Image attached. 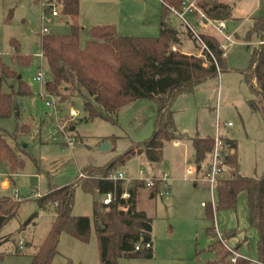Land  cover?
<instances>
[{
  "label": "rangeland",
  "instance_id": "obj_1",
  "mask_svg": "<svg viewBox=\"0 0 264 264\" xmlns=\"http://www.w3.org/2000/svg\"><path fill=\"white\" fill-rule=\"evenodd\" d=\"M197 1L212 4L211 0ZM231 2L235 5L232 15L237 20L236 25L228 23L227 28L229 32L237 29L233 44L225 51L227 70L199 86L193 95H184L174 101V125L181 136L191 139L195 136L212 138L218 123L223 137L236 141L240 176L256 178L264 172V119L260 107L256 110L249 105L250 100L257 102L259 99L251 95L241 72L249 66L252 50L259 43L254 35L249 37L247 33L253 19L264 17V0ZM44 10L41 0H0V58L32 93L28 97H15L17 118L14 115L0 118V132L24 163L23 169L16 174H9L5 164L0 163V200L21 202L17 216L0 230V242L7 239L0 245V264H29L30 254L40 246L54 220L51 208L39 210L36 204L49 188L74 183L85 169L109 164L123 154L129 144L148 139L152 131L155 109L151 101H142L148 105L142 111H137L140 100L131 103L121 108L116 118L106 121L100 117L88 119L83 109L85 99L100 110L84 92L66 101L45 93L44 86L50 81V75L40 56V36L68 35L71 21L62 16L61 7L57 8L59 15L56 18H51ZM162 13L160 0H79L76 20L80 29L79 44L84 47L92 27L103 26L114 27L123 37L158 38ZM219 14L222 19L226 12ZM166 21L175 26L179 23L170 13ZM44 29L47 32L44 33ZM206 31L210 35L215 33L211 27ZM11 42L17 43L21 55L31 58L29 66L11 62ZM185 46L186 50L194 49L190 41ZM178 50L176 47V52ZM38 72L42 75L41 82L33 80ZM9 83L14 91L17 90L15 82ZM46 103L52 106L47 107ZM71 110L77 114L72 122L69 121ZM227 122L232 126L223 128L222 124ZM71 138L73 145L67 147L66 139ZM110 139L116 141L114 150H97L101 141ZM186 139L180 142L188 144L191 154L192 148ZM182 152L183 149L173 147L172 142L164 143L162 160L153 167L154 175L150 174L143 154L133 156L119 169L132 182L142 177L160 180L166 174L169 190L167 195L150 198L151 193L145 188L139 190L136 197V210L151 220L152 258H121L117 264L214 263L216 255L209 247L215 241L207 233L210 228L226 235L223 241L227 248L236 250L240 258L250 264H256L257 234L249 223L246 194L237 196L235 209H216V189H209L205 182L195 184L194 172L186 176V169L194 166L184 160ZM171 162H175L173 167ZM207 164L208 160L202 163V171L206 170ZM4 181L8 183L6 189L1 187ZM94 199L99 200V196L84 192L80 186L75 188L71 214L89 218V241L81 243L70 234L61 233L58 254L51 264L68 261L100 264L95 235L97 225L92 210ZM210 208L212 220L206 217ZM34 213H37V219L19 232ZM19 243L23 245L22 249H19ZM221 246L222 253L227 254L225 262L230 264V253Z\"/></svg>",
  "mask_w": 264,
  "mask_h": 264
},
{
  "label": "trees",
  "instance_id": "obj_2",
  "mask_svg": "<svg viewBox=\"0 0 264 264\" xmlns=\"http://www.w3.org/2000/svg\"><path fill=\"white\" fill-rule=\"evenodd\" d=\"M53 1L61 7L62 16L70 20L71 25L68 35L40 36V56L50 75V81L44 86L45 93L58 97L60 101H66L84 92L100 110L85 99L83 109L88 119L100 117L111 121L116 118L121 108L139 100L153 102L156 111L152 133L148 139L141 143H131L123 154L109 164L89 167L81 172L74 183L61 188H49L45 196L36 200L39 210L51 208L55 218L29 264H51L58 254L57 245L63 232L81 243L86 244L89 241V218L74 217L71 214L77 186L86 193L99 196V200L94 199L92 210L97 225L95 235L100 264H117L121 258L151 259V248L134 251L137 243L151 241V220L136 210V197L139 190L145 189L144 182L135 180L127 184L123 180L112 179V176L135 155L143 154L148 161L159 163L162 160L164 143L185 139L175 128L172 104L178 97L193 95L199 86L218 78L227 70L226 57L219 48V41L210 34L203 33L201 38L211 55L204 52V58H199L171 50L172 46H181L185 39L193 44L195 53L200 50V46L188 32L180 31L166 21L169 9L180 10L183 0H160L163 13L158 25V38L123 37L112 26L92 27L84 47L79 44L80 29L76 22L79 0ZM198 6L207 17L214 15L211 19L215 21L220 20L219 12H226L227 15L230 11L227 6L217 3L205 5L200 1ZM252 22L247 35H254L259 43L252 50L249 66L241 73L244 74L251 95L259 99L257 102L250 100L249 105L256 110L260 107L264 119V17L255 18ZM11 46V62L29 66L31 58L20 54L16 42H11ZM9 82H15L17 90L14 91ZM31 95L29 87L0 58V118L7 119L12 115L17 118L15 97ZM190 141L192 164L196 173H203L201 165L212 151L213 139L194 137ZM223 146L225 168L223 179L216 189V209H235L237 196L240 193L246 194L249 223L257 234V261L264 263V172L256 178L241 177L238 172L236 141L224 137ZM17 152L9 146L0 132V163L5 164L9 174H16L23 169L24 163ZM83 176L87 178L84 179ZM153 181L154 186L148 190L154 197L161 188V182L158 179ZM124 192L129 195L127 202L120 198ZM107 194H111L112 201L104 206L100 199ZM12 201L0 200V230L17 216L21 202ZM123 206L127 207L126 212L120 209ZM212 216L210 208L206 217L212 220ZM36 218L37 213L32 214L19 232ZM207 233L215 241L209 247L216 255L215 262L211 264H228L225 262L227 254L222 253L221 243L213 229H208ZM225 238L226 235L223 234V239ZM6 241L4 239L0 245ZM66 264L73 263L68 261ZM239 264L250 262L242 260Z\"/></svg>",
  "mask_w": 264,
  "mask_h": 264
},
{
  "label": "built area",
  "instance_id": "obj_3",
  "mask_svg": "<svg viewBox=\"0 0 264 264\" xmlns=\"http://www.w3.org/2000/svg\"><path fill=\"white\" fill-rule=\"evenodd\" d=\"M41 3L44 7L45 13L47 12L48 15L51 18H56L58 17L59 13L57 11V8L60 7L57 5L53 0H41ZM170 15L178 20V24H180V27H182L183 30L188 32L192 38L197 42V44L200 46V50L198 51L197 57L199 58H204L203 53L206 52L209 55L210 52L207 48V45L203 42L201 38V33L196 31L193 26L190 24V19H195L197 25L201 29H207V27H211L213 31L222 39V43L219 45L220 50L223 52L225 55L226 49L233 44V40L231 36H229L225 29V23L223 21L219 22H214L211 19H209L205 13L202 11V9L198 6V1L197 0H183L182 5L180 10H174L172 8L169 9ZM171 22V21H170ZM43 32H47L45 29ZM172 51L176 52V45L172 46ZM42 75L40 72H38L33 80L36 82H41ZM47 107L52 106V104L46 103L45 104ZM77 116L76 112L70 111L69 117L72 122V120ZM232 126L231 123H223L222 127L223 128H230ZM220 125L217 123L215 130H214V136L212 137L213 139V148L211 153L208 156V164L206 167V170L203 171L202 179L204 182L208 185L209 189H217L219 183L223 179L224 175V158H225V147L223 146V135L220 133ZM74 142V139H66V145L67 147H72ZM141 173L143 174L144 171L142 170ZM188 175L192 174V170L188 169L187 170ZM112 179H118V180H123L127 184H130L132 181L129 179H126L123 175V173L119 170L116 172L115 175L112 176ZM153 179L156 178H148V177H142L139 179L140 181L144 182V187L146 189H150L154 186V181ZM161 182V187L157 195L159 196H164L168 194L169 190V176L166 174H163L162 178L159 180ZM120 198L124 201L127 202L129 199V195L127 192H124ZM112 201V196L111 194H107L103 197H101L100 202L104 205L107 206L111 203ZM122 211L126 212L127 207L123 206L120 208ZM217 239L220 241V243L226 248V250L230 253V259L229 263L230 264H237L238 260L242 259L240 256L237 254L235 250H232L230 248H227L223 241V234L215 231L214 232ZM151 244L148 243H137L134 247V251H140L141 249H150ZM243 260V259H242ZM256 264H264L257 262Z\"/></svg>",
  "mask_w": 264,
  "mask_h": 264
},
{
  "label": "crops",
  "instance_id": "obj_4",
  "mask_svg": "<svg viewBox=\"0 0 264 264\" xmlns=\"http://www.w3.org/2000/svg\"><path fill=\"white\" fill-rule=\"evenodd\" d=\"M212 1V3H217L218 5H224V6H227L229 9H230V11H229V13L224 17V18H222V19H220L219 21H223L224 23H225V27H226V29H225V31H226V33L229 35V36H231V38H232V40H235L234 39V37L236 36V29L237 28H235L233 31H231V32H229V30H228V28H227V24L228 23H232L233 25H236L234 22H236V18H233V15H232V12H233V7L235 6V5H232V3L233 2H231V1H241V0H211ZM227 3H231V5H229V4H227ZM221 12H223V11H221ZM221 12H219V13H221ZM230 14H231V17H230ZM221 15V14H220ZM211 19V18H210ZM212 21H214V22H219V21H215V20H213V19H211ZM191 23H192V26H194V27H196L197 28V30L196 31H198V32H200V33H205V34H209L207 31H206V29H201L198 25H197V23H196V21H195V19H190L189 20ZM239 26L241 25V23H239L238 24ZM173 26L175 27V28H177V29H179L180 31L182 30L183 31V29H182V27H180V24H176V26L173 24ZM213 38H215V39H217L218 41H219V43L221 44L222 43V41H220L219 40V36L218 35H216L215 33H213V35H211ZM218 37V38H217ZM236 38V37H235ZM221 39V38H220ZM222 40V39H221ZM188 40L187 39H185V40H183V42H182V45L181 46H177L176 45V47H178V51L180 52V53H182V54H184V55H194V56H197L196 54H195V52L192 50V51H190V50H186L187 49V47L185 46V44H186V42H187ZM189 42V41H188ZM234 42V41H233ZM193 48V47H192ZM142 101H145V100H140V102L141 103H139L138 105H137V111H142V109H145V108H147L148 107V105H146V103L145 102H142ZM174 103V102H173ZM173 105V104H172ZM150 108V107H149ZM16 109L18 110V108L16 107ZM154 109H155V105H154ZM155 111H156V109H155ZM154 119H155V113H154V116L152 117V120L154 121ZM153 121H152V129H153ZM230 123V122H229ZM151 133H152V131H151ZM151 133H150V135H151ZM150 137V136H149ZM195 137H199V136H195ZM194 138V137H193ZM199 138H203V137H199ZM208 138H211V137H208ZM186 139V138H185ZM192 139V138H191ZM187 141H189L188 143H189V145H191V141H190V139H186ZM104 141V140H103ZM103 141H101L98 145L100 146L102 143H103ZM108 143H109V145H110V149L109 150H114V147H116V141L115 140H108ZM130 145L131 144H129V146L127 147V149L130 147ZM172 145H173V147H175V148H177V149H180V148H182L183 149V152H182V155H183V158H184V160H187V163H190V164H192V153H193V151L191 150V154L189 153V149H188V144H186L184 141H183V143L182 142H180V141H178V142H172ZM191 148H192V146H191ZM144 158H145V160H146V166H147V168H148V170H149V172H150V174H152V175H154V163H152V162H150V161H148L147 159H146V157L144 156ZM175 165V162H171V166L173 167ZM193 165V164H192ZM194 166V165H193ZM188 169H191L192 170V173L194 172L195 174H196V181L194 182L195 184H197V183H201V182H204V180L202 179V175H203V173L202 172H200V173H196V170H195V167H191V166H189L187 169H186V176H190V175H188V173H187V170ZM1 187L3 188V189H6L7 187H8V183L6 182V181H4V182H2V184H1ZM150 198H153V196L151 195V197ZM200 206H203L202 204H200ZM55 218V215H54V217H53V219ZM37 219V218H36ZM33 224V223H32ZM48 233V232H47ZM47 235V234H46ZM46 237V236H45ZM44 237V238H45ZM150 237H151V234H150ZM43 242V241H42ZM150 243H151V249H152V237H151V241H150ZM41 245V244H40ZM22 244L21 243H19V249H22ZM30 246V245H29ZM38 247L39 246H37L36 248H34V250L32 251V254H30V256H29V259L31 260V257L35 254V252L37 251V249H38ZM236 251V250H235ZM30 263V262H29Z\"/></svg>",
  "mask_w": 264,
  "mask_h": 264
},
{
  "label": "water",
  "instance_id": "obj_5",
  "mask_svg": "<svg viewBox=\"0 0 264 264\" xmlns=\"http://www.w3.org/2000/svg\"><path fill=\"white\" fill-rule=\"evenodd\" d=\"M110 149V145L107 141H104L99 147H98V151L104 152V151H108Z\"/></svg>",
  "mask_w": 264,
  "mask_h": 264
}]
</instances>
